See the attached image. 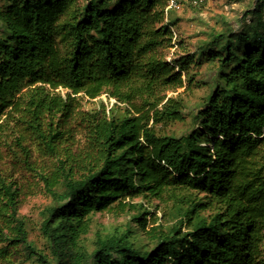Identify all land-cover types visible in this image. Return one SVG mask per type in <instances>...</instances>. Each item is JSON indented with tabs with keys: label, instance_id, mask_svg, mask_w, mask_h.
Segmentation results:
<instances>
[{
	"label": "trees",
	"instance_id": "1",
	"mask_svg": "<svg viewBox=\"0 0 264 264\" xmlns=\"http://www.w3.org/2000/svg\"><path fill=\"white\" fill-rule=\"evenodd\" d=\"M257 2L232 36L213 35L197 56L168 61L176 26L168 0H6L0 163L12 140L26 154L25 139L53 160L52 170L35 172L55 201L41 224L53 264H264V0ZM201 62L212 70L192 127L180 137L158 133L155 126L183 121L191 66ZM103 94L122 113L102 102L81 110L79 100ZM76 130L84 146L73 152L65 145ZM139 197L173 201L178 221L150 226L153 214L129 204ZM17 206L0 169V264L18 247L50 264L27 241ZM115 206L135 211L130 224L97 235L88 250L92 215Z\"/></svg>",
	"mask_w": 264,
	"mask_h": 264
},
{
	"label": "rangeland",
	"instance_id": "2",
	"mask_svg": "<svg viewBox=\"0 0 264 264\" xmlns=\"http://www.w3.org/2000/svg\"><path fill=\"white\" fill-rule=\"evenodd\" d=\"M4 4H6V0H0V8ZM258 4L260 3L257 0H203L200 6L195 7L190 0L181 1L178 8L169 9L167 14V17H170L176 26L171 29L174 47L163 51L166 60L170 61L174 54H194L197 56L206 43H210L213 35L223 34L225 38L232 36L245 24H248L253 15L248 17L247 15ZM261 17L264 21V7ZM179 42H181V46L178 45ZM220 43L222 42H218V44ZM215 48L216 45H212V49ZM211 70L212 65L207 62L191 66L190 74L194 77V85L183 97L187 108L184 111V119L183 121L155 126L158 133L180 137L192 127L191 114L203 103L205 96L208 94V87L202 85V83L204 77ZM58 91L64 93L61 89ZM179 92H182V90H179ZM168 96L170 97L172 94L168 93ZM78 102L82 111L94 110L100 102L103 103L106 111L113 110L115 114L122 113L125 108V106L119 104L116 109L113 106L115 101L108 99L106 94L93 101L81 99ZM25 140L26 142H23L22 146L27 150L26 154L16 146L14 140L9 142L8 146L3 147V160L0 163V169L6 183L17 189V217L24 223L27 241L33 245L36 253L46 256L47 261L53 264L48 245L41 233V224L45 216V209L54 206L55 201L45 192L44 186L35 172L39 169L52 170L54 163L49 157L45 158L38 153L35 145L36 141ZM71 145L72 147H70ZM66 146L71 148L73 152H77L79 148L84 146L83 134L79 130L74 131L72 139L66 143ZM182 194L187 193L182 192L179 195ZM164 200V202H161L139 197L130 201L129 204H140L153 214L154 217H151V220L154 219L156 223L150 226L160 225V229H168L178 221V217L172 207L174 202L169 201L167 198ZM134 214L135 211L129 207L121 209L117 206L105 212L93 214L89 233L83 241L85 247L91 250L92 242L97 235L106 236L114 232L124 231L130 224V218ZM151 220L150 223H152ZM183 231L185 230L183 229ZM138 238L141 246L151 247V244L142 234H139ZM27 256L28 253L22 247H18L10 258V264H41L37 256H31L30 258Z\"/></svg>",
	"mask_w": 264,
	"mask_h": 264
},
{
	"label": "built area",
	"instance_id": "3",
	"mask_svg": "<svg viewBox=\"0 0 264 264\" xmlns=\"http://www.w3.org/2000/svg\"><path fill=\"white\" fill-rule=\"evenodd\" d=\"M181 1H186V0H168L167 10L172 8L173 9L178 8V5L181 4ZM190 2L195 7H198L203 3V0H190Z\"/></svg>",
	"mask_w": 264,
	"mask_h": 264
}]
</instances>
